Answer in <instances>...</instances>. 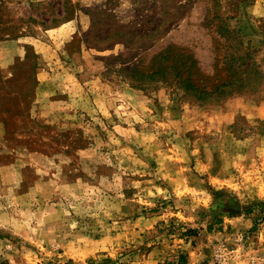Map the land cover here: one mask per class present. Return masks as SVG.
<instances>
[{"label":"rangeland","instance_id":"374dc122","mask_svg":"<svg viewBox=\"0 0 264 264\" xmlns=\"http://www.w3.org/2000/svg\"><path fill=\"white\" fill-rule=\"evenodd\" d=\"M250 258L264 0H0V264Z\"/></svg>","mask_w":264,"mask_h":264},{"label":"crops","instance_id":"0c3cea01","mask_svg":"<svg viewBox=\"0 0 264 264\" xmlns=\"http://www.w3.org/2000/svg\"><path fill=\"white\" fill-rule=\"evenodd\" d=\"M62 29L65 31V36L66 35L67 36H71L72 33L74 32V28H73V24L72 23L66 24L65 26H63Z\"/></svg>","mask_w":264,"mask_h":264},{"label":"built area","instance_id":"2783aa9c","mask_svg":"<svg viewBox=\"0 0 264 264\" xmlns=\"http://www.w3.org/2000/svg\"><path fill=\"white\" fill-rule=\"evenodd\" d=\"M218 252H219V254L218 255H220V258H222V254H221V252H222V249L221 248H219L218 249ZM254 263V261H253V258H250L249 259V264H253ZM220 264H226L225 263V261L224 260H221V263Z\"/></svg>","mask_w":264,"mask_h":264},{"label":"trees","instance_id":"16d2710c","mask_svg":"<svg viewBox=\"0 0 264 264\" xmlns=\"http://www.w3.org/2000/svg\"><path fill=\"white\" fill-rule=\"evenodd\" d=\"M222 85H224V84H222ZM222 85H221V86H222ZM218 87H219V86H216L215 88L218 89ZM190 231H191V230H189V232H190ZM182 261H183L182 258L179 257V263H180V262L183 263Z\"/></svg>","mask_w":264,"mask_h":264}]
</instances>
